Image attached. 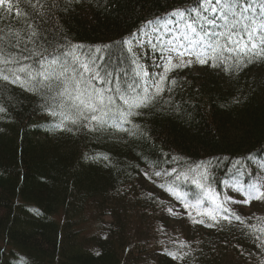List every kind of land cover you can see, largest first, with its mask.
<instances>
[{"label":"trees","instance_id":"1","mask_svg":"<svg viewBox=\"0 0 264 264\" xmlns=\"http://www.w3.org/2000/svg\"><path fill=\"white\" fill-rule=\"evenodd\" d=\"M33 3L35 13L21 5L25 16L0 19L6 42L19 32L33 53L100 48L119 63L123 41L195 0ZM164 88L123 130L90 131L51 115L43 92L0 80V264H264L263 215L193 223L175 242L164 217L195 203L201 174L221 197L264 159V61L177 68Z\"/></svg>","mask_w":264,"mask_h":264},{"label":"snow or ice","instance_id":"2","mask_svg":"<svg viewBox=\"0 0 264 264\" xmlns=\"http://www.w3.org/2000/svg\"><path fill=\"white\" fill-rule=\"evenodd\" d=\"M21 5L36 12L33 0H0V19L25 16ZM4 33L0 26V80L35 93L43 92L45 106L52 108L51 115L66 117L73 124L83 120L90 131L108 127L122 129L123 123L128 122L127 117L135 114L132 109L147 107L165 91L164 84L170 72L191 66L192 59L185 63V57H194L201 65L211 62L214 68L225 65L226 70L246 67L257 60L264 61V0H195L193 7L148 21L144 31L133 33V39L123 41L124 57L119 63L112 60L117 53H110L106 59L100 48L79 46L71 51L44 49L33 53L24 47L19 32L7 33L10 37L7 42ZM23 35L31 40L37 33L33 30ZM146 46L159 57L158 61L152 62L153 67L162 69L159 74L149 73L140 63L135 50ZM17 51L21 53L19 56L12 55ZM30 56L35 59L30 61ZM174 60L178 62L174 63ZM63 122L61 120V124ZM60 126L56 125L57 128ZM203 180H207V176L201 174L192 181L202 194L195 198V204H186L185 207H201L207 203L208 209L197 215L202 214L213 221L209 227L221 221H241V217L227 207L229 201L221 200ZM236 190L240 191L239 188ZM245 191V203L264 197V191L256 184H250ZM175 195L177 199H184L180 192ZM194 222L204 223L203 220ZM258 231L264 232V229Z\"/></svg>","mask_w":264,"mask_h":264},{"label":"rangeland","instance_id":"3","mask_svg":"<svg viewBox=\"0 0 264 264\" xmlns=\"http://www.w3.org/2000/svg\"><path fill=\"white\" fill-rule=\"evenodd\" d=\"M144 28L145 26L141 28L137 32V34L144 31ZM130 39H133V36ZM145 39H148V37L145 36ZM135 51L139 56L140 63L144 65L145 69L149 71V73L159 74L162 71L161 68L153 67L152 62L158 61L159 57L156 53L151 50L150 47L146 46L142 49H136ZM184 59L185 63H187L188 59H192L193 62L189 67L202 66L201 64L196 62L194 57H185ZM176 62L178 61L174 60V63ZM250 184H256L258 188L264 191V159L260 161H253V163L247 170V176L245 177L244 185H228L223 191V194L220 198L221 200L227 199L229 201L227 207L231 212H235L236 210L243 212L252 211L255 214H260L264 216V197H262V199L259 201L253 200L250 203L244 202L247 198V192L245 191V189H247ZM237 188H239L240 191H237ZM232 201H235V203H233ZM176 205L171 204L164 215L166 219L165 224L167 225L166 238L171 239L170 237H174L173 242L182 241L181 237L187 236L188 234L190 235L188 228L190 227V225L191 227H193V223L194 225L197 224V222H194V220H203L205 222L208 221V218L206 216L202 214L197 215V213H203L205 210L208 209L209 205L207 203H205L201 207H191L190 209L184 208L185 205L179 207ZM189 213H191L192 217L189 215ZM147 261L151 262V259H147ZM246 264L252 263L248 262Z\"/></svg>","mask_w":264,"mask_h":264}]
</instances>
